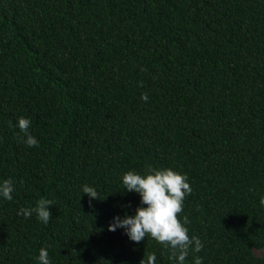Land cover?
I'll return each mask as SVG.
<instances>
[{
  "label": "trees",
  "instance_id": "obj_1",
  "mask_svg": "<svg viewBox=\"0 0 264 264\" xmlns=\"http://www.w3.org/2000/svg\"><path fill=\"white\" fill-rule=\"evenodd\" d=\"M149 166L192 188L184 264H264V0H0V264H179L108 230ZM41 198L49 223L17 215Z\"/></svg>",
  "mask_w": 264,
  "mask_h": 264
},
{
  "label": "clouds",
  "instance_id": "obj_2",
  "mask_svg": "<svg viewBox=\"0 0 264 264\" xmlns=\"http://www.w3.org/2000/svg\"><path fill=\"white\" fill-rule=\"evenodd\" d=\"M141 99L147 102L149 99L147 93L142 94ZM30 126V119L19 118L17 127L24 134L20 139L29 147L38 146V140L29 133ZM122 179L125 190L138 193L141 196V204L147 207H138L134 216L125 214L123 219L119 216L114 217L113 223L109 225V231L114 232L117 228H123L129 239L137 243L150 235L165 248L170 247L172 250L170 258L178 260L179 264H184L190 251L199 253L203 249L204 245L198 237L188 235V229L185 227L190 223L188 218L185 216L183 223L179 219V214L183 211V202L192 192L186 174L182 175L172 169L157 170L149 166L144 175L129 171ZM23 183L21 180V186ZM14 184L12 179H5L0 183V196L11 201L15 190ZM82 191L91 199H99L93 187L84 185ZM52 203L51 200L41 198L35 208H21L17 215L30 218L35 213L38 220L47 224L52 218L49 211ZM260 203L264 205V198H261ZM38 260L40 264H51L46 248L40 249ZM156 261L157 257L152 253L146 259L144 256L140 264H156ZM194 264H202V258L195 257Z\"/></svg>",
  "mask_w": 264,
  "mask_h": 264
},
{
  "label": "rangeland",
  "instance_id": "obj_3",
  "mask_svg": "<svg viewBox=\"0 0 264 264\" xmlns=\"http://www.w3.org/2000/svg\"><path fill=\"white\" fill-rule=\"evenodd\" d=\"M255 253L261 256H264V247L260 249H255Z\"/></svg>",
  "mask_w": 264,
  "mask_h": 264
}]
</instances>
